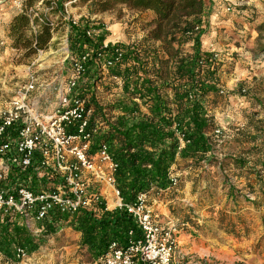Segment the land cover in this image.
Returning <instances> with one entry per match:
<instances>
[{
	"label": "trees",
	"instance_id": "1",
	"mask_svg": "<svg viewBox=\"0 0 264 264\" xmlns=\"http://www.w3.org/2000/svg\"><path fill=\"white\" fill-rule=\"evenodd\" d=\"M38 1L22 0L21 10L13 13L6 26L10 48L22 57L47 50L57 30L49 15L57 16L60 22L65 15L63 0H41L39 7ZM80 2L86 6V14L76 21L70 17L65 24L70 76L80 63L82 71L76 79L75 95L92 109L87 127L91 133L89 151L93 153L100 145H106L116 164L115 186L123 203H136L139 194L170 201L174 198L171 193L178 189V170L216 166L220 170L226 159L231 162L228 170L239 178L244 175L247 181L235 189L224 176L222 186L228 189L226 193L231 201H250L242 190L264 200L263 178L255 174L254 183L250 181L256 169L264 172V107L256 98L245 94L239 84L230 92L222 89L221 76L228 67L225 55L204 43L210 31L206 1ZM119 7L137 16L134 33L140 36H134L128 43L107 42L105 27L93 22V16ZM91 29L96 33L88 36L86 32ZM256 31L264 41V18ZM259 46L264 51V42ZM107 78L115 82L116 92L111 102L103 104L96 90L101 86L111 93V86H102V79ZM235 93L246 97L252 112L245 111L243 126H233L231 134H227L213 108ZM256 107L262 109L261 113ZM228 135L239 151L227 158L218 156L216 146ZM170 174L177 176L175 185L170 182ZM207 184L206 192L212 198L217 183L209 180ZM100 207L99 213L85 209L74 214L54 211L50 222L45 221V231L36 235L23 224L0 222V253L12 262L18 247L30 255L64 222L80 234L79 245L92 262L103 256L112 242L125 245L130 231L135 238L141 236L140 228L125 208L105 209L103 203ZM177 210L185 219L179 221L174 217L176 227L183 229L187 222L199 223L190 207ZM234 210L225 207L220 212L218 227L237 237L243 228L237 229L235 224L240 225L243 220Z\"/></svg>",
	"mask_w": 264,
	"mask_h": 264
},
{
	"label": "rangeland",
	"instance_id": "2",
	"mask_svg": "<svg viewBox=\"0 0 264 264\" xmlns=\"http://www.w3.org/2000/svg\"><path fill=\"white\" fill-rule=\"evenodd\" d=\"M72 1L74 5L72 6ZM219 1V9H214L217 14L210 19V31L206 35L205 44L225 55V66L221 80L223 90L232 91L241 85L251 98H256L264 107V51L260 50L259 44L264 41L258 36L257 24L264 18V0H213ZM260 1L262 4H259ZM69 2L64 8L62 21H57V16L49 15L57 30L52 35L51 46L44 51H38L35 55L22 57L20 52L14 51L9 46L6 38V26L10 21L16 7L22 8V0H0V93L8 98L25 82L28 72H35L39 76V83L48 86V90L40 95L42 106L50 110L56 102V89L61 83H65L71 74L69 66V53L67 49L68 27L65 25L69 18L78 19L86 14V6L80 0H63V4ZM231 5V11H225L226 5ZM41 5L39 0L36 6ZM45 12L48 8L43 9ZM222 10V11H221ZM221 12V14H218ZM243 12V13H242ZM36 14V13H35ZM93 17L95 25L102 24L107 30V42L128 43L134 33L133 22L136 14L125 7ZM96 17V18H95ZM135 19V20H134ZM254 21V24L251 22ZM209 42V43H208ZM102 86H111V93H106L99 86L96 94L103 104L111 102L116 92L115 82L110 79H102ZM103 89V90H102ZM246 98V97H245ZM237 93L230 94L227 100L216 105L213 110L218 121L226 127L227 134H231L233 126H243L245 111H251L248 102ZM258 108V107H256ZM260 113L262 109L258 108ZM232 136L228 135L217 146V155L225 156L235 154L239 147ZM228 161H221L222 167L218 172H211L212 167L198 170H178V189L172 194V200L162 201V207L155 205V211L162 223L178 218L185 219V215L177 209H193L192 214L199 221L197 225L186 223L181 230L177 227L175 236L177 247L173 257V264H264V200L257 198L252 193L244 191L254 206L262 208V212L256 217L245 213L241 224H235L243 228L239 236L224 234L218 227L220 212L227 206L224 190L221 185L211 198L207 190V182L215 181L218 185L223 183V178L232 183L240 179L241 187L247 182L244 175L236 177V173L228 170ZM204 170V171H203ZM261 176L264 180V172L256 169L251 173L250 181L253 184L254 176ZM236 186V184L232 183ZM187 194L193 197L192 203L186 204L177 196ZM209 196V198L207 197ZM114 201V198H109ZM257 203L258 205H255ZM166 204L164 207L163 205ZM223 205V207H222ZM113 208V204L109 205ZM167 207V210H165ZM216 211V214L214 213ZM188 214L186 213V216ZM213 221L212 223H210ZM195 222V220H194ZM197 222V221H196ZM54 233L46 237L39 249L24 259L10 261L0 253V264H94L79 245L80 234L69 227L66 222ZM216 228V229H213ZM239 234V233H238ZM185 256V257H184Z\"/></svg>",
	"mask_w": 264,
	"mask_h": 264
},
{
	"label": "built area",
	"instance_id": "3",
	"mask_svg": "<svg viewBox=\"0 0 264 264\" xmlns=\"http://www.w3.org/2000/svg\"><path fill=\"white\" fill-rule=\"evenodd\" d=\"M224 9L232 8L229 4ZM81 71L76 64L74 75L57 87V103L50 110L38 99L48 86L39 83L35 72H28L10 97L0 93V222L23 224L36 235L45 231L54 211L99 213L102 203L105 209L125 208L141 236L135 238L130 231L125 245L112 242L94 264H173L175 223H162L153 207L158 201L145 194L134 204L123 203L115 186L116 164L106 145L89 151L92 109L75 95ZM169 178L172 185L177 183L176 174ZM109 198H114L113 208ZM26 256L24 249L16 248L15 259Z\"/></svg>",
	"mask_w": 264,
	"mask_h": 264
},
{
	"label": "crops",
	"instance_id": "4",
	"mask_svg": "<svg viewBox=\"0 0 264 264\" xmlns=\"http://www.w3.org/2000/svg\"><path fill=\"white\" fill-rule=\"evenodd\" d=\"M206 1V5H207V11H208V13H209V19H211V18H214L217 14L214 12V9H219V7L221 6L220 4H219V1H216V3L215 2H213V0H205ZM261 1V0H260ZM260 1H258L259 2V4H262ZM72 2V1H71ZM72 4V6L74 5V3L72 2L71 3ZM14 10H20V7H16ZM222 11V10H221ZM217 13L218 14H221V12H218L217 11ZM243 13V12H242ZM80 15H85L84 13L83 14H80ZM96 17H98L97 15H95ZM94 17V16H93ZM92 17V18H93ZM95 17V18H96ZM252 24H254V21H252L251 22ZM135 35H132L131 37L133 38ZM138 36H140V35H138ZM137 36V37H138ZM131 38V39H132ZM209 43V42H208ZM207 45V44H206ZM207 47H209L208 45H207ZM219 171V168L216 166V167H213V170L211 171L212 173L213 172H218ZM229 171L231 172V170L229 169ZM177 174V173H176ZM237 179V178H236ZM234 180L232 183H234V184H236V186L235 185H233L232 184V187L233 188H241V184H238V183H240V179H238V180ZM221 185H223L222 183H220L219 185H217L216 184V189H219L220 188V186ZM210 189H212V188H210ZM227 188H225L224 190H226ZM215 192L217 193V190H215ZM242 194H244V190H242V191H240ZM180 194L177 196V198L179 199V200H181L182 202H184V203H186V204H189V203H192V201H193V197H189L187 194H181L182 193V190H181V192H179ZM214 198H215V195H213V199L212 200H214ZM231 197H228V195H227V193H225V195H224V201L225 202H228V201H230V202H232V203H227L226 205V207H227V210L229 211L230 209H235L234 210V213H236V214H238V215H240V218L241 219H243L244 217H247V216H245V213H248V217H249V215H253V216H258L261 212H262V208L261 207H258V206H254L252 203H251V201H248V202H246V201H244V200H241L240 199V201H235V203L237 204L236 206H235V203H233V201H231V199H230ZM259 198V197H258ZM164 202V201H163ZM166 202H168V201H166ZM250 202V203H249ZM162 203V200L161 201H158V202H156V203H154L153 204V207L155 208V205L157 204L159 207H162L160 204ZM232 204V205H231ZM166 204H164L163 205V207L165 206ZM222 207H223V205H222ZM165 210H167V207H165ZM215 214H216V211L214 212ZM200 221V220H199ZM210 223H212L211 225H213V221H211ZM188 224V223H187ZM213 229H216V228H213ZM182 230V229H181ZM224 233V232H223ZM224 234H226V233H224Z\"/></svg>",
	"mask_w": 264,
	"mask_h": 264
},
{
	"label": "bare ground",
	"instance_id": "5",
	"mask_svg": "<svg viewBox=\"0 0 264 264\" xmlns=\"http://www.w3.org/2000/svg\"><path fill=\"white\" fill-rule=\"evenodd\" d=\"M108 203H109V205H112L111 199H108Z\"/></svg>",
	"mask_w": 264,
	"mask_h": 264
}]
</instances>
